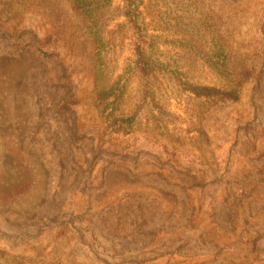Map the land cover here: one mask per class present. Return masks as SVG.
I'll return each instance as SVG.
<instances>
[{
	"label": "rangeland",
	"instance_id": "374dc122",
	"mask_svg": "<svg viewBox=\"0 0 264 264\" xmlns=\"http://www.w3.org/2000/svg\"><path fill=\"white\" fill-rule=\"evenodd\" d=\"M98 2L0 0V264H264V0Z\"/></svg>",
	"mask_w": 264,
	"mask_h": 264
},
{
	"label": "trees",
	"instance_id": "16d2710c",
	"mask_svg": "<svg viewBox=\"0 0 264 264\" xmlns=\"http://www.w3.org/2000/svg\"><path fill=\"white\" fill-rule=\"evenodd\" d=\"M126 1L129 2V8H130L131 6L130 1L133 0H126ZM98 3H99L98 0H71V4L74 5L73 6L74 8L82 9L86 11L87 14L91 13L94 10L95 5H97ZM131 16H133L132 13ZM137 53H138L137 63L139 65L140 71L143 72L145 75L149 74L151 69L153 68L152 66L153 63L144 56L143 50L139 44L137 48ZM226 70L228 69L226 68ZM250 74H252L251 70L247 67L244 68L241 72H239V75H237L239 76V78L236 80L235 85L228 88L215 87V86L188 85L185 83H183L182 88L188 89L193 94L194 97L199 99H204L206 101H211V100L217 101L223 99L236 100L239 97L240 87L242 86L243 82L247 80ZM105 95H106L105 93L101 95L100 97L101 101H103L106 98ZM121 120L127 122V119L121 118ZM115 123H117V119L115 120Z\"/></svg>",
	"mask_w": 264,
	"mask_h": 264
}]
</instances>
